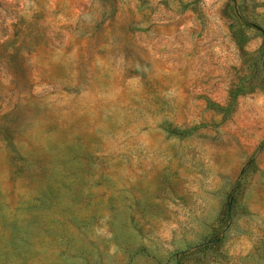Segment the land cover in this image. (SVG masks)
Returning <instances> with one entry per match:
<instances>
[{
    "label": "rangeland",
    "instance_id": "1",
    "mask_svg": "<svg viewBox=\"0 0 264 264\" xmlns=\"http://www.w3.org/2000/svg\"><path fill=\"white\" fill-rule=\"evenodd\" d=\"M0 264H264V0H0Z\"/></svg>",
    "mask_w": 264,
    "mask_h": 264
}]
</instances>
